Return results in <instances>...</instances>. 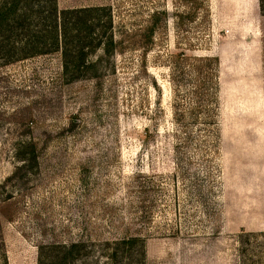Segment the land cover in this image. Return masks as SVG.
Wrapping results in <instances>:
<instances>
[{"label": "rangeland", "instance_id": "obj_1", "mask_svg": "<svg viewBox=\"0 0 264 264\" xmlns=\"http://www.w3.org/2000/svg\"><path fill=\"white\" fill-rule=\"evenodd\" d=\"M57 1L110 4L119 44L98 78L67 80L58 53L0 62V264L78 240L69 264H120L127 237L125 264H264L260 0H202L194 20L182 0ZM157 9L150 47L130 45ZM190 56L218 57L216 90Z\"/></svg>", "mask_w": 264, "mask_h": 264}, {"label": "trees", "instance_id": "obj_2", "mask_svg": "<svg viewBox=\"0 0 264 264\" xmlns=\"http://www.w3.org/2000/svg\"><path fill=\"white\" fill-rule=\"evenodd\" d=\"M182 1L189 9L184 14L187 19L194 20L204 7L202 0ZM260 3L264 11V0ZM167 15L166 10L158 9L150 13L145 26L129 32V44L147 50L160 21ZM114 29L115 16L110 4L60 8L57 0H0V62L9 64L58 53L62 58L63 76L67 80L89 75L98 78L102 57L111 55L119 44ZM98 52L102 54L97 55ZM94 55H97L96 58H93ZM182 56L189 58L185 53ZM189 60L197 62L196 69H201L203 65L213 68L210 81L213 90H216L218 57L190 56ZM25 160L33 162L36 156ZM136 241V237L121 240L120 264H125ZM83 245L82 240L63 245L57 258L43 264H69L81 255ZM112 256H119L118 248Z\"/></svg>", "mask_w": 264, "mask_h": 264}]
</instances>
